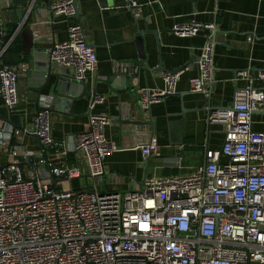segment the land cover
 <instances>
[{
  "label": "built area",
  "instance_id": "2783aa9c",
  "mask_svg": "<svg viewBox=\"0 0 264 264\" xmlns=\"http://www.w3.org/2000/svg\"><path fill=\"white\" fill-rule=\"evenodd\" d=\"M123 1L133 13L142 11L139 0ZM73 2L52 0L55 16L73 21L68 38L53 44L51 58L83 79L99 59ZM203 29L208 33L191 90L210 97L215 24L192 18L172 26L180 37ZM3 37L0 17V42ZM186 69L163 71L162 89H140L142 109L175 94ZM237 76L248 84L235 92L232 104L208 108V121L224 127V141L206 150L204 164L184 175L146 177L140 188L127 192L79 191L68 185L83 176L81 166L66 163L70 152L82 153L89 175L99 178L105 158L119 148L105 136L112 117L99 109L103 95L90 96L89 129L71 145L53 138L52 104H40L43 97L32 125L0 124V149L12 158L0 164V264H264V119L262 130L254 128V115L264 113V70L257 76L259 87L248 71ZM0 98L8 115L16 114L18 73L6 62L0 66ZM33 134L42 150L10 143ZM140 150L145 159L159 155L158 137L152 135Z\"/></svg>",
  "mask_w": 264,
  "mask_h": 264
},
{
  "label": "crops",
  "instance_id": "0c3cea01",
  "mask_svg": "<svg viewBox=\"0 0 264 264\" xmlns=\"http://www.w3.org/2000/svg\"><path fill=\"white\" fill-rule=\"evenodd\" d=\"M6 1L9 0H0V17L4 22L0 66L6 62L17 71L20 103L16 114L9 116L0 98V124L10 122L14 127H23L33 123L38 108L37 94L33 84L29 85L24 78L28 55L22 50L21 36L15 30L10 40H6L11 29L19 24L15 2L6 7ZM139 1L142 11L135 14L125 7L123 0H77L86 40L94 46L99 59L87 81L90 89L105 97L99 109L112 117L105 136L119 148L105 158V174L99 178L89 175L82 153L70 152L66 163L83 168L81 178L68 182L71 187L74 182L80 187L87 184L86 190L127 192L140 188L146 177L192 172L204 164L208 148H219L224 141V127L208 121V108L232 104L235 92L248 84L237 76L240 71H248L255 85L261 86L257 76L264 70V0ZM192 18L218 28L210 97L191 90V80L199 74L197 59L208 30L203 29L193 37H180L172 32L175 23ZM69 21L55 16L43 0H36L28 21L34 29L35 45L50 48L66 40ZM139 31L144 32V56L140 55V45L136 42ZM15 39L19 40L17 46L11 45ZM55 65L64 72L60 65ZM183 66L187 69L179 78L177 92L152 105L150 110H143L140 89L164 88L163 70L173 71ZM117 75L131 76L127 82L130 92L123 91L122 85L110 87L113 76ZM53 92V86L46 87L41 92L40 104H52L53 138L66 139L71 145L78 134L89 129L90 97L70 104L63 102L57 108L52 100ZM254 118L257 121L254 128L262 130L259 122L264 119V113H256ZM152 135L159 139L160 154L145 159L140 146ZM10 143L24 144L35 151L43 149L32 135H25L22 143L16 139ZM9 160L12 158L6 150L0 149V164Z\"/></svg>",
  "mask_w": 264,
  "mask_h": 264
},
{
  "label": "water",
  "instance_id": "95a60500",
  "mask_svg": "<svg viewBox=\"0 0 264 264\" xmlns=\"http://www.w3.org/2000/svg\"><path fill=\"white\" fill-rule=\"evenodd\" d=\"M13 1L15 2L14 7L16 8L19 20V24L16 28V35L21 36L22 50L28 55V70H26L24 78H26L29 85L33 84L34 92H36L37 94V102H39L41 92L48 86H53V100L57 108H59L60 104L63 102L64 104H70L74 100L89 98L90 96L97 94L96 90L90 89L87 77L83 79H77L75 76L58 69L57 65H55L56 62L51 58V53L54 49V46L50 48H43L35 45L34 29L31 23H28V21L29 16L35 9L36 0ZM43 2L45 3V5H47V8L52 11V0H43ZM73 4L75 8L76 18L80 20V12L78 10L77 0H74ZM217 29L218 28L215 26V29L213 30L215 36L218 32ZM145 32L151 33V30H146ZM136 42L140 45V55L144 56L145 37L143 31H139ZM160 67H163L162 63L160 64ZM185 67L187 66H183L181 68H178L177 70L184 69ZM177 70H173L172 72ZM130 79V75L113 76L110 87L113 88L114 86L118 87L119 85H122L121 89H123V91L130 92L131 88L127 87V82ZM33 136L38 139L42 148H44L40 137L37 134H33ZM20 166L21 168H23L24 164L21 163ZM53 182L56 183V180L54 179ZM101 193H106V191L103 190L101 191Z\"/></svg>",
  "mask_w": 264,
  "mask_h": 264
},
{
  "label": "trees",
  "instance_id": "16d2710c",
  "mask_svg": "<svg viewBox=\"0 0 264 264\" xmlns=\"http://www.w3.org/2000/svg\"><path fill=\"white\" fill-rule=\"evenodd\" d=\"M16 28H17V26H14L12 29H11V34L9 35V36H7V41L8 40H10V38L12 37V35H13V33H14V31L16 30ZM18 42H19V40L18 39H15L12 43H11V45H13V46H17V44H18ZM5 61H6V59H5Z\"/></svg>",
  "mask_w": 264,
  "mask_h": 264
},
{
  "label": "rangeland",
  "instance_id": "374dc122",
  "mask_svg": "<svg viewBox=\"0 0 264 264\" xmlns=\"http://www.w3.org/2000/svg\"><path fill=\"white\" fill-rule=\"evenodd\" d=\"M27 165H28V164H27ZM27 168H28V166H27ZM72 185H73V188H74V189L76 188V190H79V191H85V190H86V187H87V186H86L87 184H84V186L80 187V184H79V186H77L78 184H76V183H74V182H73ZM60 186H62V185H60ZM60 188H61V187H60ZM81 188H82V189H81Z\"/></svg>",
  "mask_w": 264,
  "mask_h": 264
}]
</instances>
